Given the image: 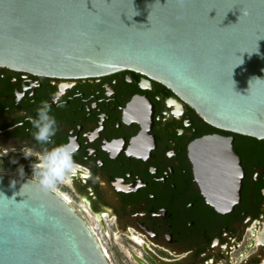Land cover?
Masks as SVG:
<instances>
[{
  "label": "water",
  "instance_id": "water-1",
  "mask_svg": "<svg viewBox=\"0 0 264 264\" xmlns=\"http://www.w3.org/2000/svg\"><path fill=\"white\" fill-rule=\"evenodd\" d=\"M0 66L63 78L136 72L208 125L264 139V0H0ZM222 141L189 146L200 193L219 213L238 202L241 177L232 146L202 148ZM30 179L0 172V264H111L73 205Z\"/></svg>",
  "mask_w": 264,
  "mask_h": 264
},
{
  "label": "flooded vegetation",
  "instance_id": "flooded-vegetation-1",
  "mask_svg": "<svg viewBox=\"0 0 264 264\" xmlns=\"http://www.w3.org/2000/svg\"><path fill=\"white\" fill-rule=\"evenodd\" d=\"M42 101L58 124L55 144L74 137L79 146V170L57 192L95 227L107 256L100 236L131 245L122 247L131 264H264V139L208 125L136 72L63 78L0 66V165L22 167L29 178L33 160L21 149L43 150L28 121ZM210 135L223 141L202 146L206 153L232 146L241 170L238 202L224 213L201 195L189 156V146Z\"/></svg>",
  "mask_w": 264,
  "mask_h": 264
},
{
  "label": "clouds",
  "instance_id": "clouds-1",
  "mask_svg": "<svg viewBox=\"0 0 264 264\" xmlns=\"http://www.w3.org/2000/svg\"><path fill=\"white\" fill-rule=\"evenodd\" d=\"M52 103H55L57 107H64L59 102L58 96L53 97ZM51 113L52 105L48 101H42L36 109V116L28 117L32 129H34L32 137L37 144L42 146L43 150L35 152L32 147L28 146L21 149L25 159L32 158L33 160L30 165L32 177L27 183H34L43 192L57 191L60 185L68 183L79 170V165L73 158L79 146L74 137L66 143L55 144L53 137L58 131V124L55 116ZM47 145H52V147L48 148ZM13 151L15 150L13 149ZM19 173L23 176L22 167L19 169Z\"/></svg>",
  "mask_w": 264,
  "mask_h": 264
},
{
  "label": "rangeland",
  "instance_id": "rangeland-1",
  "mask_svg": "<svg viewBox=\"0 0 264 264\" xmlns=\"http://www.w3.org/2000/svg\"><path fill=\"white\" fill-rule=\"evenodd\" d=\"M0 169H6V170H18L20 168H17V167H14V166H2L0 165ZM23 173L24 174H29L28 170H25L23 169ZM74 199V197H72ZM75 202H77V200L74 199ZM77 204V203H76ZM78 206V204H77ZM90 223L94 224V221L91 219L89 221ZM114 239H116L117 237H113ZM100 239L103 243V246L109 256V260L112 264H131L130 261L124 257L123 255V248L122 247H127L129 249H132L131 248V245H129L128 243H126L125 240H122L121 238L118 239L117 241L120 242L122 244V247L119 246L118 244L115 243V241H113L112 239L110 238H107V237H103V236H100ZM127 253V251H126Z\"/></svg>",
  "mask_w": 264,
  "mask_h": 264
},
{
  "label": "bare ground",
  "instance_id": "bare-ground-1",
  "mask_svg": "<svg viewBox=\"0 0 264 264\" xmlns=\"http://www.w3.org/2000/svg\"><path fill=\"white\" fill-rule=\"evenodd\" d=\"M227 153V152H226ZM229 166H231L230 164H229ZM57 192V191H56ZM58 193V192H57ZM58 194H60V193H58ZM61 195V194H60ZM62 196V195H61ZM63 197V196H62ZM64 198V197H63ZM65 199V198H64ZM66 201H67V199H65ZM68 202V201H67ZM69 203V202H68ZM84 213H86L85 211H84ZM87 214V213H86ZM84 218V217H83ZM85 219V218H84ZM85 221H86V219H85ZM87 222V221H86ZM87 224H88V222H87ZM89 225V224H88ZM89 227H90V225H89ZM91 228V227H90ZM92 229V228H91ZM93 230H95V227H94V229ZM92 230V231H93ZM94 233V232H93ZM95 234V233H94ZM96 236V235H95ZM96 238H97V240H98V237L96 236ZM98 242H99V240H98ZM99 244H100V242H99ZM100 247H101V245H100ZM101 249H102V247H101ZM102 251H103V249H102ZM103 253L105 254V252L103 251ZM105 256L109 259V257L105 254ZM112 264V263H111Z\"/></svg>",
  "mask_w": 264,
  "mask_h": 264
}]
</instances>
